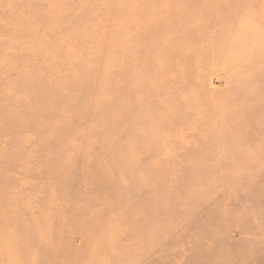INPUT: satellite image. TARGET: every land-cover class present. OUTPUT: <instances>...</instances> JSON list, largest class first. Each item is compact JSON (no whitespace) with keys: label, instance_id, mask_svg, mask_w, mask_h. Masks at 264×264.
<instances>
[{"label":"rangeland","instance_id":"rangeland-1","mask_svg":"<svg viewBox=\"0 0 264 264\" xmlns=\"http://www.w3.org/2000/svg\"><path fill=\"white\" fill-rule=\"evenodd\" d=\"M263 92L264 0H0V264H264Z\"/></svg>","mask_w":264,"mask_h":264},{"label":"bare ground","instance_id":"bare-ground-1","mask_svg":"<svg viewBox=\"0 0 264 264\" xmlns=\"http://www.w3.org/2000/svg\"><path fill=\"white\" fill-rule=\"evenodd\" d=\"M226 60H227V59H226ZM230 60H231V59H230ZM231 61H232V60H231ZM222 62H223V61H222ZM230 63H231V62H230ZM232 63H233V62H232ZM223 65H224V64H223ZM238 66H239V65H238ZM228 79H229V78H228ZM228 79H227V80H228ZM211 80H212V79H211ZM259 91H261V88H259ZM263 93H264V92H263ZM181 118H182V117H181ZM32 132H33V131H32ZM180 132H181V131H180ZM184 132H185V131H184ZM129 178L133 179L134 177H133V175H131V177H129ZM192 180H194V181H198V179H196V178H192L191 181H192ZM171 183H172V182H171ZM185 183H186V185H187L186 187H187L188 189H190V190L193 189V187H195L194 182L191 183V182H189L187 179L185 180ZM172 184H173V183H172ZM183 184H184V181L182 180L181 185H183ZM133 186H134V185H133ZM124 188L127 189V187H124ZM121 192H122V191H121ZM196 202H199V203H200V205H201L200 207L196 206V208H199V209H200V208L202 207V205H203V200L200 199V200H198V201H196ZM212 202H213V201H212ZM57 252H58V251H57ZM12 261H13V260H11V263H12ZM12 264H14V263H12Z\"/></svg>","mask_w":264,"mask_h":264}]
</instances>
